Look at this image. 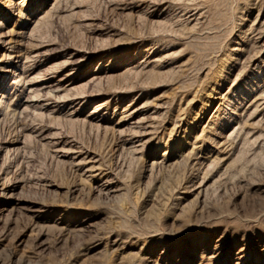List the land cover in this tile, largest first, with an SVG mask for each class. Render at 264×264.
I'll return each instance as SVG.
<instances>
[{"label": "rangeland", "instance_id": "374dc122", "mask_svg": "<svg viewBox=\"0 0 264 264\" xmlns=\"http://www.w3.org/2000/svg\"><path fill=\"white\" fill-rule=\"evenodd\" d=\"M256 18L264 0H0L32 75L72 82L24 109L0 89V204L20 203L0 216V264H264V82L239 114L211 104L264 72ZM134 102L138 122L121 120ZM193 136L202 150L181 154Z\"/></svg>", "mask_w": 264, "mask_h": 264}, {"label": "bare ground", "instance_id": "6f19581e", "mask_svg": "<svg viewBox=\"0 0 264 264\" xmlns=\"http://www.w3.org/2000/svg\"><path fill=\"white\" fill-rule=\"evenodd\" d=\"M10 1V0H8ZM254 2V0H253ZM12 4V3H11ZM9 5V4H8ZM15 6V5H14ZM12 6V7H14ZM251 6V5H250ZM11 7V8H12ZM239 14V13H238ZM260 15V14H259ZM258 15V16H259ZM234 16V15H233ZM257 16V17H258ZM199 20V19H198ZM197 21V20H195ZM261 21H263L261 19ZM259 20V18H256L255 20V23H256V29L259 31L258 33L255 34L254 36V41L256 42V45L259 46L263 40H264V28H262L263 24ZM192 25V24H191ZM255 25V24H254ZM4 26L2 25V22L0 20V48L1 49H5V53L6 51H9V49L12 50V52H9L8 54H6L8 56V64H7V71L10 70V68H12V72L11 74L13 75V79L9 82V84L6 85V79L5 78H0V89H4L3 90V96L1 97H5V103L6 102H9L10 101H13V100H16V99H13L14 97H18L19 98V103H18V107L20 106V108H30L32 104H34L35 102H39L41 101L40 99H37L38 97L36 95H38V93H40L42 90L44 89H47L49 88L51 92H54V91H60L62 88H64L65 90L67 88H70L72 86V82H68V79H63V80H60L61 83H56L55 85V88L52 86L53 84L52 83V80L50 78V76H45L42 78H37V76L35 75H32L33 72H34V69H35V66L33 65H27L26 62H27V59L29 57H31V53H23L21 52L20 49H16L18 48L15 44H11L10 41L7 40V36L6 34H4L5 32H2V28ZM255 27V26H254ZM246 30V29H245ZM252 30V29H251ZM222 31V30H221ZM244 31V30H242ZM246 32V31H245ZM243 33V32H242ZM253 33V32H252ZM251 34V33H249ZM251 40V39H250ZM239 41V40H238ZM252 41V40H251ZM240 42V41H239ZM234 43V42H233ZM243 43L242 44H238L237 46L233 47V53L234 54H241L243 53ZM262 46V45H261ZM264 46V45H263ZM10 47V48H9ZM260 47V46H259ZM32 48V47H31ZM232 48V47H231ZM262 49V48H261ZM231 50V49H230ZM26 52V51H24ZM232 54V53H231ZM0 56H1V53H0ZM3 56V54H2ZM1 56V57H2ZM38 56V55H37ZM234 56V55H233ZM238 56V55H236ZM257 57V56H256ZM255 57V58H256ZM243 58V57H242ZM247 58V57H246ZM33 59V58H32ZM229 59V58H228ZM253 59V58H252ZM251 59V60H252ZM259 59V58H258ZM246 60V59H244ZM248 60V59H247ZM246 60V61H247ZM243 61V60H242ZM256 60L254 61H251L252 63L254 62L255 63ZM1 62H2V59H0V65H1ZM250 62V61H249ZM250 62V63H251ZM260 62V61H258ZM31 63V62H30ZM237 63V62H235ZM241 63V61H240ZM229 65V64H228ZM255 65V64H254ZM235 66V65H234ZM240 66V65H239ZM250 66V65H249ZM1 67V66H0ZM227 67V66H226ZM2 68V67H1ZM4 68V67H3ZM225 68V67H224ZM229 68V67H228ZM234 69V68H233ZM222 71V69H221ZM230 71V70H229ZM48 74V73H47ZM54 74V73H53ZM40 75V74H39ZM53 77V76H52ZM228 77V76H227ZM250 77V76H249ZM249 80L245 82V88L243 89V91H238V92H235V94H233L234 92H232V89H228L226 92L223 91L222 87L219 88V90L217 91L218 95L217 97L211 101V104L216 102L217 100L219 101V103L215 106V112L222 109V108H228L230 106H233L229 109H232L233 111V114H237L238 113V110H239V106L240 104H242L244 102V99L245 98H248L252 92L256 91V94L254 95V97L250 100L251 103H256L257 101H259V97H260V94L263 92L261 90H259L260 86L259 84L264 82V72L262 69H257L256 72L253 74L252 77L248 78ZM217 81V80H216ZM221 81V80H220ZM243 82V81H242ZM55 83V82H54ZM214 83V82H213ZM226 83V82H225ZM213 85V84H212ZM233 86V85H232ZM213 87V86H212ZM229 87V86H228ZM239 87V86H238ZM263 87V85H262ZM210 89V88H209ZM216 89V88H215ZM236 89V88H235ZM241 89V88H240ZM263 89V88H262ZM214 91V90H212ZM211 91V92H212ZM210 92V91H208ZM216 92V91H215ZM2 93V92H1ZM58 93V92H57ZM243 94L244 96L241 97L239 96V98L236 96V95H241ZM210 95V94H208ZM207 95V96H208ZM40 96V95H39ZM213 96V95H212ZM37 97V98H36ZM193 97V96H192ZM195 98V97H194ZM197 98V97H196ZM13 99V100H12ZM263 99V98H262ZM23 101V102H22ZM210 101V100H209ZM0 102H2V99H0ZM46 102V101H45ZM44 102V103H45ZM180 102V101H179ZM192 102V100H191ZM209 102H207L206 104H208ZM264 102L262 101L261 104H263ZM1 104V103H0ZM7 104V103H6ZM46 104V103H45ZM44 104V105H45ZM191 104V103H189ZM247 104V103H246ZM8 105V104H7ZM104 105V104H103ZM30 106V107H29ZM102 106V105H101ZM144 106V105H143ZM1 107V106H0ZM7 107V106H6ZM12 107V106H11ZM14 107V106H13ZM12 107V108H13ZM17 107V106H16ZM17 107V108H18ZM186 107V106H185ZM259 107V106H258ZM15 108V107H14ZM141 108L139 106V103L138 102H134L133 104H130L129 106H126L124 108L121 109L120 113H119V117L122 119H125L124 121H135L137 120V118L139 117L140 118V114H141ZM241 108V107H240ZM246 107H243L242 108V111H246L245 109ZM263 110V109H261ZM16 111V110H15ZM22 111V110H21ZM214 111V110H213ZM224 111V110H223ZM252 111V110H251ZM231 112V111H230ZM248 112V111H247ZM96 110L94 111H90V113L88 114V117L90 120H92L93 122H96V123H99L101 124L102 122H106V119L104 117H101V118H96L94 117L95 114H96ZM213 113V112H212ZM241 113V112H239ZM238 113V114H239ZM250 113V112H249ZM215 114V113H214ZM248 114V113H247ZM257 114V113H256ZM217 115H218V112H217ZM223 115V114H222ZM252 115V114H251ZM247 116V115H246ZM202 117V116H201ZM213 117V116H212ZM254 117V116H253ZM138 118V120H139ZM196 118V117H195ZM222 118V117H221ZM246 118V117H245ZM251 118V117H250ZM210 119L211 117L205 122V124L203 125V129L205 127L208 126L209 128V124H210ZM217 119V118H216ZM120 120V119H119ZM137 120V122H138ZM198 120V119H197ZM202 120V119H201ZM220 120V119H219ZM247 120V119H246ZM181 121V120H180ZM189 121V120H188ZM215 121V120H214ZM118 122V121H117ZM200 122V121H199ZM238 122V121H237ZM135 123V122H134ZM154 123V122H153ZM242 122H240L241 124ZM152 124V123H151ZM195 124V123H194ZM212 124V123H211ZM188 125V124H187ZM200 125V124H199ZM214 125V124H212ZM180 126V124H179ZM235 126H239V125H235ZM177 127V126H176ZM232 127V126H231ZM191 126H188L187 128H185V134L188 136L189 135V130H190ZM236 127H232L233 131ZM245 128V127H244ZM151 129V128H150ZM176 129V128H175ZM237 129V128H236ZM250 129V128H248ZM149 131V130H148ZM184 131V130H183ZM192 131V130H191ZM231 131V130H230ZM237 131V130H236ZM245 131V130H244ZM178 132V130H177ZM203 132V131H202ZM209 132V131H207ZM235 132V131H234ZM233 132V133H234ZM174 133H175V130H174ZM212 133V132H211ZM231 133V132H230ZM204 134V133H203ZM202 134V135H203ZM232 134V133H231ZM246 134H249L246 133ZM178 135V134H177ZM196 135V134H195ZM201 135V134H200ZM234 135V134H232ZM237 135V134H236ZM250 136V135H249ZM148 137V136H147ZM200 137V136H199ZM222 138V137H221ZM225 138V136H224ZM248 138V137H247ZM211 140V139H210ZM168 141V140H167ZM191 141V142H189ZM186 140L184 141V143H188V148L187 150H184L183 153L181 154H188L190 153L191 155L192 154H195L194 156H197V152L202 148V146L204 145V141L203 140V136H202V139L198 138L197 136H193L192 140ZM226 141V140H225ZM149 142V141H148ZM165 142V141H164ZM206 142V141H205ZM134 143V142H133ZM160 143V142H159ZM176 143V142H175ZM218 143V142H217ZM220 146V144H218ZM173 146V145H172ZM233 146V145H232ZM180 147V146H179ZM183 147H184V144H183ZM137 148V147H136ZM171 148V147H169ZM223 148V147H222ZM229 149V148H228ZM169 150V149H168ZM202 150V149H201ZM212 150V149H211ZM221 150V148H220ZM167 151V150H166ZM210 151V150H209ZM229 152V151H228ZM217 155V153H215ZM219 154V153H218ZM180 155V154H179ZM211 156V154L209 155ZM179 157V156H178ZM192 157V156H191ZM221 157V156H220ZM75 160L77 162V164L81 165V164H90L93 162V156L91 157L90 155L86 154V155H83V154H78L76 155L75 157ZM95 158V157H94ZM212 158V157H211ZM96 159V158H95ZM94 159V160H95ZM175 160V159H174ZM173 160H172V156L169 155L167 152H163L160 156H157L156 158L153 159V161L151 162V164H155L158 162H163V163H171ZM201 162V161H200ZM199 162V163H200ZM97 163V161H96ZM95 164V162H94ZM206 164V163H205ZM98 166V165H97ZM152 166V165H151ZM202 166V165H201ZM87 167V166H86ZM91 167V165H90ZM153 167V166H152ZM169 167V166H168ZM93 168V167H92ZM92 168L91 170L89 171H92ZM86 169V168H84ZM96 169V168H95ZM88 173V172H87ZM204 173V172H203ZM101 174V173H100ZM90 175V174H89ZM194 179V178H193ZM2 180L0 179V197L3 196L4 194H6V190H5V186L4 184L5 183H2L1 182ZM210 184V183H209ZM201 185V184H200ZM198 186V190L199 192L201 191V189L199 187L201 186ZM185 187V186H184ZM202 188V187H201ZM203 190V188H202ZM117 191V190H116ZM202 192V191H201ZM178 194V193H177ZM14 196V195H13ZM12 196V197H13ZM179 196V195H178ZM10 198V197H9ZM17 204H20V203H17L15 202L12 198L11 200L8 202V203H1L0 204V216H2L4 214V212L6 210H8V207H12V209H14L13 207L14 206H17ZM29 206V205H28ZM120 245V244H119ZM217 247V246H216ZM218 254L217 253H212L209 257L207 258H215L217 257ZM203 258V257H202ZM243 256L240 255L239 256V259H242ZM152 264H160L159 262H157L156 260H153V263ZM238 264H240V262H238Z\"/></svg>", "mask_w": 264, "mask_h": 264}]
</instances>
